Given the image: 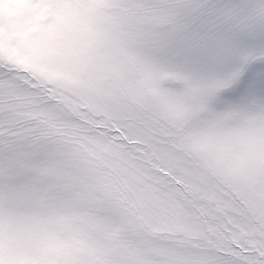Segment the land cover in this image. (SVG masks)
Wrapping results in <instances>:
<instances>
[{"label": "snow or ice", "instance_id": "6c2138e0", "mask_svg": "<svg viewBox=\"0 0 264 264\" xmlns=\"http://www.w3.org/2000/svg\"><path fill=\"white\" fill-rule=\"evenodd\" d=\"M0 264H264V0H0Z\"/></svg>", "mask_w": 264, "mask_h": 264}]
</instances>
